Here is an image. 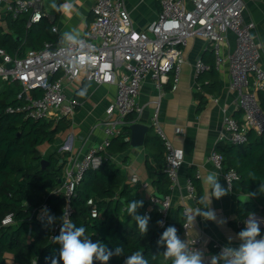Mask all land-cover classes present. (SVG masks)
Here are the masks:
<instances>
[{
	"label": "built area",
	"instance_id": "built-area-1",
	"mask_svg": "<svg viewBox=\"0 0 264 264\" xmlns=\"http://www.w3.org/2000/svg\"><path fill=\"white\" fill-rule=\"evenodd\" d=\"M161 10L158 17L145 30H136L125 0H95L91 9L92 20L80 36L65 35L64 43L48 41L40 48H29L23 54H9L0 48V79L20 86L15 97L17 103L7 107L8 113H21L26 118H46L58 121L63 116L72 117L80 104L75 94L84 81L114 85L116 95L106 108L101 121L104 129L102 141L85 152L67 157L61 186L65 205L60 219L53 226L52 237L60 233L64 220L72 222V200L76 187L90 168L100 167L108 158L107 151L114 137L118 136L131 113L141 114L143 106L137 97L142 84L151 78L162 90L173 75L172 90L177 89L184 62L183 49L190 38L201 35L208 39L216 55V66L225 60L221 45L228 32L236 36V48L228 56L231 70L230 87L238 91L237 107L240 119L227 114L221 140L233 144L248 141V132L264 131V108L259 92H264V67L260 63V49L254 39L255 23L244 16V0H158ZM19 18L29 15L28 26L50 17L45 11L44 0H0V25L7 16ZM58 32V27L53 26ZM71 36L73 39H68ZM12 63V66L8 64ZM211 65L199 57L195 73L201 75L211 70ZM217 100V98H215ZM152 126L164 142L166 166L164 171L171 180L173 190L180 184L179 170L184 163L183 150L176 147L162 126L157 110ZM64 150V149H63ZM209 159L223 171L227 186L240 178L235 169L225 170L224 156L216 148ZM133 182L139 177L133 176ZM187 191L181 195L180 206L184 221L182 232L176 223H168L172 207V194L159 198L152 196V204H160L163 227L174 226L177 235L190 249L200 251L205 234L192 235L193 224H186L185 213L190 209L189 199H196L195 185L190 178ZM47 209V212H45ZM47 217L49 210H39ZM149 214V211H147ZM13 214L3 219V224L13 223ZM259 239V238H258ZM221 255L226 247L219 240L212 241ZM32 264H37L34 260Z\"/></svg>",
	"mask_w": 264,
	"mask_h": 264
},
{
	"label": "trees",
	"instance_id": "trees-1",
	"mask_svg": "<svg viewBox=\"0 0 264 264\" xmlns=\"http://www.w3.org/2000/svg\"><path fill=\"white\" fill-rule=\"evenodd\" d=\"M28 21L29 15L19 18L7 16L5 25H0V48L12 55L17 52L23 54L29 48H40L45 42L58 40L59 35L52 29L55 22L49 17H43L30 26ZM212 54L216 57L214 50ZM205 62L212 68L201 74L199 79L204 86L213 84L216 87L219 82L216 80L214 61ZM166 85L172 88L173 75ZM19 89V85L8 84L0 79V264H32L34 260L37 264H52V258L58 259L61 248L53 241L52 231L54 223L62 216L66 201L64 194L56 190L62 184L60 179H63L67 152L57 147L43 154L42 146L54 144L59 135L70 127L72 118L63 116L55 121L8 113L7 107L17 103L15 95ZM80 91H86V95L79 96ZM89 95L90 82L84 81L75 97L81 104ZM260 102L264 108V92H260ZM241 116V111L235 115L238 119ZM137 120V113L126 117L122 132L111 141L109 149L112 152L124 154L129 149L130 124ZM154 133V136L146 137V142L154 148L159 166L156 167L148 160L147 165L156 188L155 195L165 197L172 194L171 180L164 171L166 148L155 130ZM216 149L224 156V169H235L240 176L233 183L232 190L245 195L255 193V196H249L247 202H238L237 216L243 222L237 227L240 232L246 227L244 221L250 214L264 217V192L260 191L264 185V131L259 133L250 130L248 141L244 144L220 141ZM43 159L48 162L43 163ZM188 178L195 185L196 199L200 201V178L195 167H190ZM141 185L140 181L128 180L123 168L108 157L100 167L87 170L76 187L72 200V222L77 227H85L86 237L93 242L100 241L113 253L107 264H125L127 258L136 251L141 252L148 264H172L171 259L165 260L163 257L166 244H158L163 232L167 230V227L157 225V221L162 218L160 205L141 197ZM132 200H142L143 206L138 208L137 214L150 217L144 235L127 213L128 202ZM44 206L48 207L49 214L43 218L39 210ZM178 210L182 213L181 206ZM9 213L13 214L14 222L5 225L3 219ZM49 217L54 218L51 224ZM183 221L182 215L176 223L180 226L179 233L182 232ZM260 228L261 236H264V225ZM117 247L124 249L119 256L115 254ZM212 247L221 256L213 243ZM94 264L102 262L94 259ZM203 264H212V261L207 260ZM217 264H225V261L220 259Z\"/></svg>",
	"mask_w": 264,
	"mask_h": 264
},
{
	"label": "crops",
	"instance_id": "crops-1",
	"mask_svg": "<svg viewBox=\"0 0 264 264\" xmlns=\"http://www.w3.org/2000/svg\"><path fill=\"white\" fill-rule=\"evenodd\" d=\"M69 2L73 5L71 11L56 12L50 14L49 17L58 27V32L55 33L59 35L57 40L59 42L65 34L82 35L87 23L92 20L91 9L95 0H69ZM53 3L59 6L65 3V0H55ZM244 3L245 18L255 23L253 36L260 49V63L264 67V0H244ZM125 4L130 11L136 30H145L158 17L161 10L158 0H125ZM235 48L236 36L233 32H228L221 45L222 56L225 60L217 67L216 57L212 54L213 48L208 39L196 35L189 39L183 49L184 62L177 89L172 90L170 86L165 85L160 90L153 79L147 78L137 97L138 104L144 107L137 121L150 126L146 137L155 135L152 121L157 110L158 117L170 140L184 153V163L179 170L180 184L173 190V203L169 211L168 223H177L182 218V213L178 208L181 195L187 191L186 182L190 167H195L200 178L201 198L210 194L209 186L203 183L209 172L218 173L219 182L229 189L228 194L219 200L211 198L210 207L215 210L217 221H207L199 216L195 219L191 234L195 236L201 232L205 234L200 250L203 254V262L212 261L213 256H218L212 249L213 240H219L230 248H238L241 243L237 229L243 223L237 216V205L241 192L233 191L227 186L223 171L219 170L209 159L211 151L221 140L225 116L227 114L235 116L240 111L237 107L238 91L230 87L231 70L228 56ZM199 57L207 62L214 61L218 86L215 87L213 84L204 86L201 83L200 75L195 73V62ZM115 95L114 85L90 82V95L72 115L70 127L59 135L54 144L43 145L42 153L47 154L59 147L64 149L67 152L66 156L69 157L78 153L82 154L90 146L102 141L104 129L101 121L106 117V108ZM258 96L260 98V92ZM202 101H204L203 105H201ZM107 156L123 168L128 180H132L135 175L139 177L142 184L139 191L144 200H151L152 196H155L156 188L149 174L147 160L154 163L156 167L159 164L154 156V148L147 144L146 140L143 146L135 148L130 146L124 154L114 153L109 149ZM207 203L205 199V204ZM188 205L190 209L205 206L197 199H189ZM254 218L260 221V227L264 225V217L255 214ZM247 220L248 218L244 223ZM8 256L12 258L11 255Z\"/></svg>",
	"mask_w": 264,
	"mask_h": 264
},
{
	"label": "clouds",
	"instance_id": "clouds-1",
	"mask_svg": "<svg viewBox=\"0 0 264 264\" xmlns=\"http://www.w3.org/2000/svg\"><path fill=\"white\" fill-rule=\"evenodd\" d=\"M51 7L57 12L64 13L73 9L69 0H65V3L59 6L53 3ZM68 39L73 38L68 36ZM78 95L84 97L86 91H80ZM203 183L209 186L210 194L201 198L200 203L205 205L203 208L198 207L186 211V224H193L197 216L207 221H217L216 212L210 207L211 198L219 200L229 192V189L219 182L216 172H209ZM260 191L264 192V185L261 186ZM249 196H255V193L241 196V202H247ZM205 199L208 201L207 204H205ZM142 206V200H132L128 202L127 213L135 220L139 232L144 235L147 232L150 217L137 214L138 208ZM53 219V217H49V224L53 222ZM245 223L246 227L238 233V238L241 241L238 248L226 247L221 256L212 257V264H217L220 259H223L225 264H264V236H261L260 221L254 218V214H250ZM157 225L162 226L163 221L158 220ZM85 232V227H77L70 220H64L59 235L52 238L61 246L59 257L58 259L53 257L52 264H59L60 261L62 264H94V259L101 261L102 264H107L113 253L100 241L93 242L91 238L86 237ZM177 232L176 227L170 226L158 241V244H166V251L163 253L164 259H171L172 264H203V254L190 249L188 243L181 240ZM257 237L260 238L257 239ZM123 251V248L117 247L115 254L119 256ZM125 264H148V261L142 257L140 251H136L127 258Z\"/></svg>",
	"mask_w": 264,
	"mask_h": 264
},
{
	"label": "water",
	"instance_id": "water-1",
	"mask_svg": "<svg viewBox=\"0 0 264 264\" xmlns=\"http://www.w3.org/2000/svg\"><path fill=\"white\" fill-rule=\"evenodd\" d=\"M64 43V40H60L59 44ZM9 66H12V63L8 64ZM150 126L143 124L139 121H135L133 123L130 124V130H131V134L129 137V143L131 147H140L143 146L146 140V134L149 131ZM43 163H47L48 160L47 159H43L42 160ZM60 181H62V179H60ZM157 196V194H156ZM241 196H246L245 194H240L239 199ZM159 197V196H158ZM159 198H164L162 195H160ZM160 205V204H159ZM254 215L256 213H253ZM250 216V215H249ZM249 216L247 218H249Z\"/></svg>",
	"mask_w": 264,
	"mask_h": 264
},
{
	"label": "rangeland",
	"instance_id": "rangeland-1",
	"mask_svg": "<svg viewBox=\"0 0 264 264\" xmlns=\"http://www.w3.org/2000/svg\"><path fill=\"white\" fill-rule=\"evenodd\" d=\"M55 2V0H44V6H45V11L48 12V14H53L56 13L57 11L53 10L51 5ZM5 25V24H3ZM5 28V26H3Z\"/></svg>",
	"mask_w": 264,
	"mask_h": 264
}]
</instances>
